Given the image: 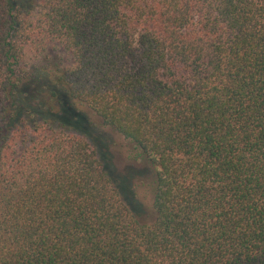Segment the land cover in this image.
Instances as JSON below:
<instances>
[{
  "label": "trees",
  "instance_id": "16d2710c",
  "mask_svg": "<svg viewBox=\"0 0 264 264\" xmlns=\"http://www.w3.org/2000/svg\"><path fill=\"white\" fill-rule=\"evenodd\" d=\"M59 93L155 171L152 224ZM0 264H264V0H0Z\"/></svg>",
  "mask_w": 264,
  "mask_h": 264
},
{
  "label": "rangeland",
  "instance_id": "374dc122",
  "mask_svg": "<svg viewBox=\"0 0 264 264\" xmlns=\"http://www.w3.org/2000/svg\"><path fill=\"white\" fill-rule=\"evenodd\" d=\"M57 101L55 112L58 118L85 130L139 221L152 224L157 217L154 209L155 171L136 159L137 151L133 144L104 126L100 118L86 106L72 102L63 93H59Z\"/></svg>",
  "mask_w": 264,
  "mask_h": 264
}]
</instances>
